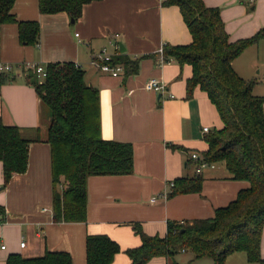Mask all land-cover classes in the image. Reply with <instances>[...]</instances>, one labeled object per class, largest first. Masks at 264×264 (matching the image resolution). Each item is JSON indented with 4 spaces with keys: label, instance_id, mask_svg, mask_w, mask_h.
<instances>
[{
    "label": "crops",
    "instance_id": "1",
    "mask_svg": "<svg viewBox=\"0 0 264 264\" xmlns=\"http://www.w3.org/2000/svg\"><path fill=\"white\" fill-rule=\"evenodd\" d=\"M202 1L206 7L219 9L231 43L264 30V0ZM162 2L94 1L84 5L80 18L72 23L66 13L40 14L38 0H15V18L37 22L40 35L37 45L26 46L18 40L16 24L0 28V64L14 66L9 73L0 71V119L6 126L20 128L24 138L37 141L29 145L25 173L14 174L6 185L0 162V246H5L0 249V264L10 254L32 258L46 251L66 252L72 264H85L89 235H106L118 244L120 252L111 264H129L125 251L141 244L133 224L147 236L164 237L168 223L212 218L215 210L226 207L248 187L246 182L234 180L222 163L196 172L198 164L191 154L201 157L208 148L205 136L221 129L222 122L199 87L187 96L190 65L180 66L172 60L160 63L162 46L191 42L179 9L164 7ZM111 43L117 44L123 57L137 62L135 72L121 64L122 73L113 77L91 64L102 48L114 52ZM64 62L81 67L86 85L98 90L101 138L131 144L133 167L129 175L89 177L85 221L55 223L50 146L46 143L49 115L26 82L28 71L17 66L30 63L44 68L47 63ZM231 67L240 78L253 82L254 96L264 98V34ZM150 79L163 83L165 90H146ZM196 176L201 178L198 193L169 196L175 179ZM260 253L264 259V227ZM228 257L230 262L227 259L225 264H251L241 252ZM173 263L174 257L160 256L147 264Z\"/></svg>",
    "mask_w": 264,
    "mask_h": 264
},
{
    "label": "trees",
    "instance_id": "2",
    "mask_svg": "<svg viewBox=\"0 0 264 264\" xmlns=\"http://www.w3.org/2000/svg\"><path fill=\"white\" fill-rule=\"evenodd\" d=\"M94 1L100 0H38V9L43 15L66 13L76 21L83 6ZM14 2L0 0V28L14 23L20 44L37 45L39 24L18 21L12 13ZM162 5L179 9L191 36L187 45L163 46L165 63L172 60L180 66H191L187 96L199 87L222 122L221 129L205 136L208 148L201 159L208 165L222 163L234 180L246 182L248 187L241 189L226 207L215 210L212 218L168 223L164 237L147 236L133 224L141 244L127 249L125 254L129 264H147L160 256L173 258L183 251H190L194 259L209 257L214 264H224L229 255L241 252L248 263L264 264L260 253L264 227V98L254 96L253 82L240 78L231 67V62L256 42L264 30L231 43L218 8L206 7L202 0H163ZM114 62L126 65L131 73L137 67L136 61L121 53ZM44 71L42 80L28 71L26 82L49 115L46 143L50 146L52 219L55 223L84 222L87 179L131 174L133 149L129 143L101 138L99 92L86 85L81 67L72 62L47 63ZM33 141L37 139L24 138L20 128L6 126L0 119V162L5 185L14 174L27 170L28 149ZM200 187L199 176L178 178L171 183L169 196L198 193ZM2 215L0 211V220ZM119 252L118 244L106 235L86 237L85 264H111ZM5 264H72V261L66 252L46 251L32 258L10 254Z\"/></svg>",
    "mask_w": 264,
    "mask_h": 264
},
{
    "label": "built area",
    "instance_id": "3",
    "mask_svg": "<svg viewBox=\"0 0 264 264\" xmlns=\"http://www.w3.org/2000/svg\"><path fill=\"white\" fill-rule=\"evenodd\" d=\"M111 46L114 49L113 53H110L107 48H102L98 53H96L91 60V64L95 66V68L103 74H107L113 77L119 76L123 67L119 63H115L114 59L119 56V50L117 44L111 43ZM159 61L160 63H165V59L163 56V46L158 50ZM170 61H166L168 63ZM18 68H22L25 71H33L37 74L39 79H43L45 77L44 68L37 65H32L30 63H25L22 65H18ZM14 66L11 64H0V71L9 73L13 70ZM145 89L148 91H154L156 93L162 92L165 90V86L158 80L150 79L145 84ZM203 132H208V128H203ZM191 159L197 162L196 172L199 173L203 168L212 167V165L206 164L201 157L197 154H191ZM171 185V184H170ZM20 247H24V243H20ZM1 250L5 249V246H0Z\"/></svg>",
    "mask_w": 264,
    "mask_h": 264
},
{
    "label": "rangeland",
    "instance_id": "4",
    "mask_svg": "<svg viewBox=\"0 0 264 264\" xmlns=\"http://www.w3.org/2000/svg\"><path fill=\"white\" fill-rule=\"evenodd\" d=\"M173 257H174V262L176 264H214L213 260L209 257L194 259L190 251H186L185 254L182 252H178ZM227 259L230 262V258L227 257L225 263L227 262ZM251 264H257V263H251Z\"/></svg>",
    "mask_w": 264,
    "mask_h": 264
},
{
    "label": "water",
    "instance_id": "5",
    "mask_svg": "<svg viewBox=\"0 0 264 264\" xmlns=\"http://www.w3.org/2000/svg\"><path fill=\"white\" fill-rule=\"evenodd\" d=\"M71 22L73 23V20L72 19H71ZM119 48H120V51L121 52H124V48H123L122 44H119Z\"/></svg>",
    "mask_w": 264,
    "mask_h": 264
}]
</instances>
